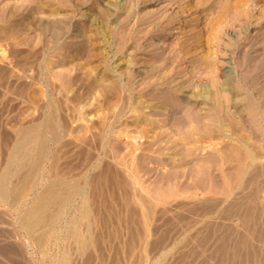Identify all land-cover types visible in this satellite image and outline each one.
I'll list each match as a JSON object with an SVG mask.
<instances>
[{
  "label": "rangeland",
  "instance_id": "rangeland-1",
  "mask_svg": "<svg viewBox=\"0 0 264 264\" xmlns=\"http://www.w3.org/2000/svg\"><path fill=\"white\" fill-rule=\"evenodd\" d=\"M60 1L63 4L57 7L58 1L52 0L49 9L54 14L47 17L37 3L30 2L29 6L21 0H0V164L14 130L38 119L48 101H58L59 108L62 107L58 113L70 127L69 134L54 146L62 164L64 159V162H78L90 153L93 158L98 157L97 161L115 166L114 169L127 165L124 170L119 169L127 183L122 187L114 182V188L105 178L107 191L100 188L101 183H98L100 186L91 183L95 189L88 201L91 200L89 206L94 219L90 242L85 248H74L76 245L67 233L70 219L77 215L78 198L45 234L38 228L28 230L22 219L24 208L30 203L29 195L17 201L0 197V264H58V259L63 258L64 264H264V69L254 86L253 82H246L248 85L237 81L240 72L245 71L239 66L244 54L253 57L252 63L264 58V0H247L227 15L218 14L222 2L181 12L177 4H168L166 0L140 3L122 0L118 6L109 5L105 0ZM243 11L249 16L247 21L231 17ZM199 12L196 20L195 13ZM175 13L180 17L176 16L167 27L166 16ZM56 17L63 25V37L45 49L37 84L27 83L25 90H18L17 84L25 77L21 78L17 60H24L44 45L48 37L45 22ZM92 18L105 22V33L101 35L104 30L97 29ZM75 31L80 37L74 39ZM194 31L202 34L200 42L190 39ZM178 39L188 42L183 51H174ZM153 65L159 66L157 76H167L171 83L181 84L177 95L168 96L166 106L160 103L165 100V82H155V86L146 83L152 80L149 77ZM225 80L230 81V88L225 89L221 102L183 98L189 95V83L206 84L211 89L214 82L221 85ZM6 85L9 91L5 93ZM147 86L151 87L150 93L146 92ZM211 90L212 96H221ZM246 99L255 100L257 106H252V110ZM139 100L146 102L140 105L142 108L132 110L131 103ZM146 103L155 106L143 107ZM172 104L180 106L174 109ZM188 106L205 122L209 119L211 123L214 117L224 119L223 128L210 131L211 134L207 131L201 144H180L181 134L169 127L176 117L187 113ZM215 107L219 108L216 113L212 109ZM145 120L155 126L160 124L165 130L163 134L166 133L163 137H171L179 144L168 148L163 143L162 147L154 144L149 149L146 140L152 137H143L141 129L147 126ZM137 121H141L140 126ZM102 127L111 129L106 146L109 154L104 158L97 142ZM116 133L119 137H113ZM241 142H246L247 148L241 147ZM247 149L252 151L251 159ZM208 158L211 163L215 159L214 164ZM201 159H208L209 165L207 161L205 166L197 164ZM96 170L98 173L99 169ZM93 173L97 178V173ZM94 177L93 182H100ZM172 177L175 178L171 180ZM70 245L73 246L70 248Z\"/></svg>",
  "mask_w": 264,
  "mask_h": 264
},
{
  "label": "bare ground",
  "instance_id": "bare-ground-1",
  "mask_svg": "<svg viewBox=\"0 0 264 264\" xmlns=\"http://www.w3.org/2000/svg\"><path fill=\"white\" fill-rule=\"evenodd\" d=\"M24 2L25 4L28 3L29 6H31L29 3L33 2V3H37L38 8H41V10L43 9L45 11V13H47V17H50L51 15H53V11H51L49 9V6L52 4V0H21V2ZM58 3L62 2L60 0H57ZM66 1V0H65ZM107 4L109 5H122V3H120L122 0H119L118 2H114V0H105ZM129 1V0H127ZM142 1H153V0H136L137 3H140ZM168 4H177L178 7L181 8V12H185L191 8H196L198 6L200 7H207V5H212V4H217V3H223L222 10L218 11V14H220L219 12H221V14H228V12L232 10V8H234L235 6L246 2L247 0H166ZM18 2V1H17ZM27 2V3H26ZM131 2V0H130ZM56 3V2H55ZM103 3V1H102ZM221 3V4H222ZM19 4V3H18ZM61 4L63 3H59L57 7H59ZM104 4V3H103ZM24 5V4H23ZM56 5V4H55ZM6 6V5H5ZM10 6V5H9ZM16 6V5H15ZM14 6V7H15ZM19 7L22 5H18ZM2 7V6H1ZM10 8V7H7ZM18 8V7H17ZM22 8V7H21ZM103 8V7H102ZM5 9V8H4ZM16 9V8H15ZM26 9V8H25ZM32 9V8H31ZM104 9V8H103ZM206 9V8H205ZM42 10V11H43ZM197 10V9H196ZM201 10L203 11V8H201ZM14 12V9L12 10ZM18 11V10H17ZM26 11V10H25ZM40 11V10H39ZM3 12V11H2ZM11 13V12H10ZM17 13V12H16ZM40 13V12H39ZM205 13V12H204ZM234 13V12H232ZM237 13V12H235ZM235 16H231L233 14H231V17H234L235 20L238 19L240 21H247L248 20V15L246 14V12H240L235 14ZM199 13H195V19L197 20L199 17ZM23 15V14H22ZM60 15V14H59ZM2 16V15H1ZM89 15H85V17H88ZM176 13L172 14V15H167L165 18V25L171 26V22L174 21V19L176 18ZM12 17V16H11ZM64 17V16H63ZM180 17V16H179ZM177 16V18H179ZM222 18V16H220ZM218 18V16H217ZM224 18V17H223ZM230 18V17H229ZM1 19V18H0ZM6 18H4L5 20ZM25 19V18H24ZM31 19V18H30ZM33 19V18H32ZM44 19V18H43ZM96 18H92L90 19L92 22L96 23V28L97 29H101L104 30L105 29V22H103L102 20H95ZM141 19V18H140ZM216 19V16H215ZM219 19V18H218ZM137 20V19H136ZM135 20V21H136ZM233 20V19H232ZM188 21V20H187ZM216 21V20H215ZM214 21V22H215ZM8 22V21H7ZM13 22V21H12ZM66 22V21H65ZM2 23V22H0ZM173 23V22H172ZM4 24V23H3ZM11 24V23H10ZM64 24V23H63ZM69 24V23H68ZM157 25V23H156ZM163 25V24H162ZM161 25V26H162ZM10 26V25H8ZM29 26V25H28ZM45 30L46 33L48 35L46 41H44V45L39 48L38 50L36 49V51L34 53H30V55H27L26 58H24V60H17V64L19 66L20 71L22 72L21 74V78L25 77V79H22V81L17 84V88H19L18 90H25V88L27 87V85L30 83H35L38 78H41V75H38V71H40V67L42 65V60H43V54L45 49L56 45L54 44L55 42H57V40H59L61 37H63L64 34V29L62 28L59 19L56 18H52L49 19L45 22ZM215 26V25H214ZM30 27V26H29ZM65 27V26H64ZM78 27V26H77ZM154 27V25H153ZM218 28V27H217ZM12 29V28H10ZM17 29V28H16ZM78 29V28H77ZM166 29V28H165ZM211 29V28H210ZM213 29V28H212ZM23 30V29H22ZM192 30V29H191ZM194 30V29H193ZM27 31V28H26ZM41 31V30H40ZM78 31V30H77ZM75 31L73 33V37L74 39L77 37H80V34ZM106 30L101 31V35L103 33H105ZM216 31V30H215ZM209 32V31H208ZM15 33V32H14ZM83 33V32H82ZM93 33V32H92ZM12 34V33H10ZM9 34V35H10ZM100 34V33H99ZM93 35V34H92ZM202 35V34H201ZM200 33L198 34L197 32H193L190 39L194 38L195 41L200 42L202 39ZM208 35V34H207ZM84 36V35H83ZM210 36V35H209ZM19 38V37H18ZM85 38V37H84ZM107 38V36H106ZM17 39V38H16ZM25 39V38H24ZM185 39V38H184ZM213 39V38H212ZM193 40V41H194ZM43 41V40H42ZM60 41V40H59ZM92 41V40H91ZM194 41V42H195ZM13 42V41H12ZM18 42V41H17ZM73 42V41H72ZM77 42V41H76ZM79 42V40H78ZM93 42V41H92ZM208 42V41H207ZM15 43V42H14ZM13 43V44H14ZM24 43V42H23ZM43 43V42H42ZM202 43V42H201ZM12 44V43H11ZM64 44V43H63ZM186 44H188V42L185 40H179L178 42L175 43V45H177V48L174 49V51L179 50V51H183ZM24 45V44H23ZM81 45V44H80ZM41 46V44L39 45ZM38 46V47H39ZM60 46V45H59ZM58 46V49H59ZM196 46V45H195ZM198 46V45H197ZM14 47V46H12ZM21 47V46H20ZM61 47V46H60ZM138 47V46H137ZM23 48V47H22ZM75 48V47H73ZM174 48V47H173ZM25 49V48H23ZM34 49V48H33ZM12 50V49H11ZM29 50V49H28ZM54 50V49H53ZM14 51V49H13ZM32 51V50H30ZM48 51V50H47ZM51 51V50H50ZM26 52V51H25ZM28 52V51H27ZM33 52V51H32ZM24 53V52H21ZM12 54V53H11ZM47 54V53H46ZM16 55V54H15ZM22 55V54H21ZM173 56V55H172ZM171 56V57H172ZM13 57V56H12ZM17 57V56H16ZM25 57V56H24ZM46 57V56H45ZM15 58V57H14ZM174 59H176L175 57H173ZM178 58V57H177ZM255 58V57H254ZM257 58V57H256ZM12 59V58H10ZM20 59V58H18ZM123 60V59H122ZM178 61V60H177ZM253 61V57L251 55H249L248 53L244 54V59L242 60V62L240 63V67L242 69H245V71L242 73L240 72L239 76L237 77V81L238 84H248L246 82H253L252 86H254V81L256 80L257 76L259 75V72L262 71L264 69V58H262L261 60L256 61L255 63H252ZM128 62V61H127ZM204 62V59H203ZM165 63V62H164ZM200 63V62H199ZM10 64V63H9ZM16 64V63H15ZM166 64V63H165ZM176 65V64H175ZM45 65H43L42 67L44 68ZM116 66V65H115ZM113 66V68L115 67ZM200 67L202 66V62L199 64ZM12 67V65H11ZM17 67V66H16ZM159 66H152L151 71H153L149 77V79H152L150 81H146L147 84L153 85L155 86V82H165V89L167 91H165L164 93V101H161V106H166L167 105V98L169 97H173L174 95H177L176 91H180L179 87L180 85H177L176 83H171L173 81L167 80L166 77L161 78L160 75H156V68ZM164 67V66H163ZM18 68V67H17ZM8 69V68H7ZM199 69V68H198ZM12 70V69H11ZM14 70V69H13ZM18 70V69H17ZM43 70V69H42ZM160 70V69H159ZM159 70H157L158 72H160ZM10 71V69L8 70ZM19 71V70H18ZM17 71V72H18ZM149 71V70H148ZM150 71V72H151ZM175 71V70H174ZM167 72V71H166ZM7 75V72H5ZM3 71V74H5ZM11 73V72H10ZM20 76V73H18ZM145 74V73H144ZM149 74V73H148ZM158 74V73H157ZM5 75V76H6ZM147 75V74H146ZM2 76V75H1ZM17 76V77H18ZM38 77V78H37ZM93 77V76H92ZM3 78V77H2ZM12 78V77H11ZM20 78V77H19ZM18 78V79H19ZM17 79V78H16ZM15 79V80H16ZM91 79V78H90ZM164 79V80H163ZM25 80V81H24ZM29 80V82H27ZM41 80V79H40ZM48 80V79H47ZM92 80V79H91ZM101 80V79H99ZM129 80V79H128ZM173 80V79H172ZM230 80V79H228ZM7 81V79H6ZM236 81V82H237ZM4 82V81H3ZM10 82V81H9ZM15 82V81H14ZM154 82V83H153ZM1 83V82H0ZM28 83V84H27ZM129 83V82H128ZM250 83L248 85H250ZM3 84V83H2ZM5 84V83H4ZM37 84V83H35ZM40 84V83H39ZM44 84V83H43ZM104 84V83H103ZM160 84V83H158ZM12 85V84H11ZM10 85V86H11ZM127 85V84H126ZM125 85V86H126ZM146 85V84H145ZM161 85V84H160ZM190 85V86H189ZM237 85V84H236ZM5 86V85H4ZM14 84L11 86V88L13 87ZM147 86V87H149ZM153 86V87H154ZM188 86L190 87L189 89V95H184L183 98L187 99V100H195V101H206L209 99H214L217 101L223 100V98L225 97V89L229 90L230 88V81H224V83L222 82V84H216L215 82L212 84L213 87H211V89L213 88L214 91H216V95L217 93L221 96H212V90L208 88V86L206 84H195V83H189ZM127 87V86H126ZM145 87V86H144ZM239 87V86H238ZM249 87V86H248ZM1 88V86H0ZM16 88V87H15ZM29 88V87H28ZM53 88V87H52ZM128 88V87H127ZM158 87H156L155 89H157ZM5 89V93L7 91H9V85L6 87H4ZM148 90L146 91L147 93L151 92V87L147 88ZM3 90V89H1ZM11 90V89H10ZM52 90V89H51ZM158 90V89H157ZM13 91V90H12ZM128 91V90H126ZM144 91V90H142ZM229 92V91H228ZM183 93V92H182ZM228 94V93H227ZM27 95V94H26ZM128 95V94H127ZM155 97L157 98V93L154 94ZM53 96V95H52ZM55 96V95H54ZM124 96V95H123ZM224 96V97H223ZM227 96V95H226ZM20 97V96H19ZM223 97V98H221ZM154 99V98H153ZM152 99V100H153ZM226 99V98H225ZM254 99V98H253ZM55 100V99H54ZM129 100V99H128ZM151 100V99H150ZM155 100V99H154ZM186 100V101H187ZM248 100V99H246ZM252 100V99H251ZM145 101V100H144ZM143 101V102H144ZM185 101V100H184ZM210 101V100H209ZM236 101V100H235ZM234 101V102H235ZM46 102V101H45ZM58 102V101H57ZM54 102V101H48V104H46V106L44 109L41 108L40 111V116L38 119L30 122L27 125L24 126H19L18 128H16L14 130V137L12 138V141H10V146L9 148H7V152H5L6 154H4V158H3V162L2 165L0 167V197L3 199H9L12 201H17L19 200L22 196H27L29 195L30 198V203L29 205H27L24 209L23 212V216L22 219L24 221V223L27 225L28 230L32 231L34 229H41V231H44L45 234H48L55 226L56 220L58 218L59 215L65 214L68 209L71 208V206L73 205L75 199L79 200L77 202V207H76V212L77 215L71 220V222L69 223V227L67 229V233L69 234V237L72 238L73 240V245H76V247L74 248H85V246H87V244H89L88 242H90L89 240V235L91 233V223L93 219L91 218L92 216V212H91V207L89 206V195L90 192H92V190L94 191V187L92 188L91 183H94V185H97L98 183H101L103 186L102 189H104L103 191H107L109 190L108 185H106V181L105 178H107V182L108 180H110V185L114 187L115 183H120V185L123 187L124 184L127 183V181L125 180V178L121 175V172L119 171V169H123L127 167L124 166L125 164H123L122 162H119L120 165H122L124 168H115V166L113 164H111L112 166H114L113 168L107 164V162L105 163V161H97V158H93L94 156H92L90 153H86V156H82L83 158H81L82 160L78 161V162H71V161H67L64 162L63 160V164L60 161V158L58 156V154L55 152L54 146H56V144L62 139L63 136H65L68 132V127L69 125L67 124V121L65 120V118L59 114L58 110L61 109L59 108L61 105L60 102ZM128 102V101H127ZM146 102V101H145ZM144 102V103H145ZM215 102V103H216ZM247 102H250L249 100ZM60 103V104H59ZM131 103V101H130ZM142 103V100L136 102V103H131V107L132 110H136V109H140L142 108L140 105L144 104ZM185 103V102H184ZM227 103V102H226ZM256 101L254 100L250 102V106L252 108L256 107L257 105H255ZM44 104V105H45ZM126 104V103H125ZM182 104V103H181ZM188 104V102H187ZM209 104V103H208ZM219 104V103H218ZM173 108H179L180 105H175L172 104ZM175 105V106H174ZM191 105V104H190ZM216 105V104H214ZM41 106V105H40ZM144 106H148V107H153L155 106L154 104H150V103H146V105ZM171 106V105H170ZM194 106V105H192ZM210 106V105H209ZM213 106V105H212ZM249 106V105H248ZM247 106V107H248ZM249 106V108H250ZM79 108V107H78ZM129 108V107H128ZM252 108V110H253ZM114 109V108H113ZM211 109V107H210ZM213 111L216 113L217 110L215 108H212ZM77 110V109H76ZM207 110V109H206ZM119 111V110H118ZM220 111V110H219ZM61 112V111H60ZM78 112V110H77ZM121 112V110L119 111ZM63 113V112H62ZM252 113V112H251ZM75 114V113H74ZM78 114V113H77ZM81 114V113H80ZM119 114V113H118ZM140 114V113H139ZM198 113L193 112V110L188 106L187 108V113L185 115H181L179 117H176L172 122H171V130H175L176 132L181 134V137H178V140H180V144L186 143L187 144H191V145H195V142H201L204 139V136L206 135L207 131H209L208 133H212L210 131H215L217 129H219L220 127L223 126L222 121L224 120H220L218 117L217 118H212L215 119V123H212L213 120L211 119V123L208 122L209 119H207V122H205L206 120L203 119L201 116L197 115ZM213 114V113H212ZM68 115V114H66ZM71 115V114H70ZM79 115V114H78ZM113 115V114H112ZM117 114H114V116L116 117ZM216 115V114H214ZM72 116V115H71ZM80 116V115H79ZM84 116V115H83ZM119 116V115H118ZM253 116V115H252ZM66 117V116H65ZM73 117V116H72ZM82 119H84L82 117V114L80 116ZM113 117V116H112ZM75 119V118H74ZM222 119V118H221ZM252 119V118H251ZM254 119V116H253ZM263 119V118H262ZM110 120V119H109ZM117 120V119H116ZM205 120V121H204ZM146 121V120H145ZM159 121V119L157 120V122ZM88 122V121H87ZM110 122V121H108ZM140 122L141 121H137L136 124L138 126H140ZM224 122V121H223ZM108 124V123H107ZM145 125H143V127L141 128L143 131V137H152L150 140H146V146L150 149L153 148L154 144H157L158 146L161 145V143H163V145H165L166 147L168 145H177L179 144L176 143L177 140L171 139V137L165 136L163 134L165 132V130H162V127L159 125H153V122H145ZM222 124V125H221ZM68 125V126H67ZM90 128L91 125L88 124ZM95 125V124H94ZM213 126L212 127H210ZM93 126V125H92ZM106 126V125H104ZM110 127V126H109ZM112 127V126H111ZM97 128V127H96ZM103 130L101 132V134H99V138L97 139V142H99V147H100V151L103 153V158L104 155L109 154L108 150L106 149V146L108 145V139H109V135L111 134V129L109 130L108 128L102 127ZM215 128V129H214ZM223 128V127H222ZM95 129V128H94ZM100 129V128H99ZM209 129V130H208ZM98 130V129H97ZM13 131V130H12ZM220 131V130H219ZM222 131V130H221ZM217 132V131H216ZM99 133V131L97 132ZM119 133V132H118ZM116 133V135H113V137L118 136L119 134ZM215 133V132H214ZM13 134V133H12ZM69 134V133H68ZM177 134V133H176ZM122 135V134H121ZM120 135V136H121ZM124 135V133H123ZM4 136V135H3ZM126 136V135H125ZM5 137V136H4ZM130 137V136H129ZM145 137V138H146ZM96 138V137H94ZM175 138V137H174ZM177 139V138H175ZM68 140V139H67ZM99 140V141H98ZM4 141V140H3ZM7 141V140H6ZM73 141V140H72ZM184 141V142H183ZM69 143V142H68ZM242 143V142H241ZM246 142L239 144L241 147H245L247 148V144H245ZM67 144V143H66ZM111 144V143H110ZM232 144V143H231ZM5 145V144H4ZM141 145V143H140ZM143 145V144H142ZM145 145V143H144ZM184 145V146H185ZM190 145V146H191ZM198 145V144H196ZM66 146V145H65ZM96 146V145H95ZM132 146V145H131ZM156 146V145H155ZM57 147V146H56ZM90 147V146H89ZM92 147V146H91ZM90 147V148H91ZM133 147V146H132ZM139 147V145H138ZM142 148H144V146H141ZM159 147H162L159 146ZM158 147V149H159ZM169 147V146H168ZM167 147V148H168ZM5 148V147H4ZM157 148V146L155 147ZM154 148V149H155ZM171 148V147H170ZM174 148V147H173ZM188 148V146H187ZM191 148V147H190ZM89 149V148H88ZM95 149V148H94ZM136 149V148H135ZM134 149V150H135ZM164 149V147H163ZM166 149V148H165ZM186 149V147H185ZM184 149V150H185ZM189 149V148H188ZM2 150V149H1ZM60 150V149H57ZM66 150V149H65ZM147 150V149H146ZM178 150V149H177ZM246 150V149H245ZM80 151V150H79ZM89 150H87L88 152ZM75 152V151H73ZM84 152V151H83ZM90 152V151H89ZM160 152V150H159ZM249 158L251 159L253 154L252 151L247 149ZM2 153V152H1ZM4 153V152H3ZM2 153V154H3ZM76 153V152H75ZM84 153V154H85ZM113 153V152H112ZM111 153V154H112ZM132 153V152H131ZM182 153V152H181ZM180 153V154H181ZM217 153V152H216ZM73 154V153H72ZM79 154V153H78ZM95 154V153H94ZM158 154V153H157ZM184 154V153H183ZM182 154V155H183ZM97 155V154H96ZM177 155V154H176ZM185 155V154H184ZM183 155V156H184ZM188 155V154H187ZM215 155V154H214ZM213 155V156H214ZM218 155V154H217ZM241 155V154H240ZM239 155L240 159L241 156ZM67 156V155H66ZM101 156V157H102ZM125 156V155H124ZM159 156V155H158ZM73 157V156H71ZM69 159H72V158ZM78 157V156H77ZM108 157V156H107ZM106 157V158H107ZM127 157V156H126ZM179 157V156H178ZM182 156H180L179 158H181ZM238 157V158H239ZM66 158V157H65ZM75 158V157H74ZM79 158V159H80ZM115 158V157H114ZM186 158V156H185ZM191 158V157H190ZM221 158V157H220ZM226 158V157H223ZM63 159V158H62ZM76 159V158H75ZM112 159V158H110ZM124 159V158H123ZM129 159V158H128ZM131 159V158H130ZM209 159V158H208ZM208 159L203 160L201 159L200 161L196 162L197 164H199L200 166H205V162H208ZM219 159V157H218ZM107 160V159H106ZM114 160V159H112ZM185 160V159H184ZM212 160V159H211ZM215 160V159H214ZM213 160V161H214ZM221 160V159H220ZM66 161V160H65ZM125 162H128L127 160H123ZM132 161V159H131ZM129 161V162H131ZM186 161V160H185ZM212 161V163L209 162L211 164H214V162ZM217 161V160H216ZM133 162V161H132ZM131 162V163H132ZM183 162V161H182ZM208 162V165H209ZM109 163V162H108ZM141 163V162H140ZM222 162H220L221 164ZM133 164H135L133 162ZM143 164V163H142ZM210 164V165H211ZM216 164V163H215ZM218 164H219V160H218ZM131 165V164H130ZM222 165V164H221ZM137 166V165H136ZM191 166V165H190ZM189 166V167H190ZM249 166V165H248ZM100 167V168H99ZM129 167V164H128ZM198 167V166H197ZM210 167V166H209ZM221 167V166H220ZM98 168V173L97 170L95 171V169ZM134 168V167H132ZM140 168V167H139ZM193 168V167H192ZM76 169H79L80 171L78 172V170L76 171ZM118 169V170H117ZM129 169V168H127ZM138 169V167H137ZM136 169V170H137ZM142 169V167H141ZM195 169V168H194ZM204 169V168H203ZM206 169V167H205ZM74 170L76 172H74ZM130 170V169H129ZM135 170V169H134ZM144 170V169H143ZM148 170V169H147ZM179 170V169H177ZM197 170V168H196ZM194 170V173H196ZM219 170V169H216ZM138 171V170H137ZM193 171V170H192ZM201 173L202 170H197V172ZM74 172V173H73ZM97 173L96 176H98L97 178L94 177V173ZM124 172V171H123ZM177 171L175 170V173ZM179 172V171H178ZM131 173V172H130ZM129 173V175H130ZM134 173V172H132ZM183 174V171L181 172ZM170 174V173H169ZM180 174V173H179ZM186 174V173H185ZM198 174V173H197ZM207 174L204 173V175ZM210 175H212L211 173H209ZM224 175V173H222ZM128 175V176H129ZM137 175V174H136ZM168 175V174H166ZM177 177V173L175 174ZM203 175V174H202ZM199 176V179L200 177ZM209 175V176H210ZM174 176V175H173ZM207 176V177H209ZM220 176V175H219ZM93 177L94 179H99L100 182H93ZM139 177V176H138ZM164 177V176H163ZM170 177V176H168ZM181 177V176H179ZM205 177V176H204ZM212 177V176H210ZM161 178V177H160ZM167 178V177H165ZM175 178V177H174ZM173 177L171 178V180L174 179ZM178 178V177H177ZM132 179V178H131ZM179 179V178H178ZM204 179V178H203ZM202 179V181H203ZM209 179V178H208ZM214 178H212L213 180ZM98 180V181H99ZM170 180V179H169ZM206 180V177H205ZM136 181V178L135 180ZM178 181V180H177ZM201 181V180H200ZM115 182V183H114ZM161 182V181H160ZM96 183V184H95ZM114 186H113V184ZM120 187V186H118ZM126 187V186H125ZM98 188V187H96ZM115 188V187H114ZM129 188V187H128ZM113 189V188H110ZM137 189V188H136ZM97 191V190H96ZM127 192V191H126ZM118 195V194H117ZM129 195V194H128ZM94 196V195H93ZM92 197V196H91ZM126 197V196H125ZM257 198V197H255ZM105 199V198H104ZM108 199V198H107ZM114 199V198H113ZM123 200V198H122ZM93 201V199H92ZM119 201V200H118ZM97 202V201H96ZM125 202V201H124ZM128 202V201H127ZM93 203V202H92ZM123 203V202H122ZM120 205V204H119ZM118 205V206H119ZM133 205V204H131ZM116 206V205H115ZM114 206V208H115ZM126 206V205H125ZM120 207V206H119ZM105 208V207H104ZM107 208V207H106ZM109 208V207H108ZM118 208V207H117ZM119 209V208H118ZM261 209V207H260ZM115 210V209H114ZM122 210V209H121ZM251 210V209H250ZM259 210V209H258ZM75 212V211H74ZM96 212V211H95ZM110 212V211H109ZM116 212V211H115ZM103 213V212H102ZM240 213V212H239ZM250 213V212H249ZM75 214V213H74ZM251 214V213H250ZM95 215V214H94ZM103 215V214H102ZM108 215V214H106ZM251 216V215H250ZM101 217V215H100ZM254 217V216H253ZM120 218V217H118ZM105 219V218H104ZM103 219V220H104ZM247 219V218H246ZM245 219V220H246ZM113 220V219H112ZM242 220V217H241ZM240 220V222H241ZM97 221V220H96ZM123 221V219H122ZM104 221H102L103 224ZM109 222V221H108ZM245 222V221H244ZM93 224V223H92ZM97 224V223H96ZM243 224V223H242ZM255 224V223H254ZM111 225V224H110ZM68 226V225H67ZM93 226V225H92ZM243 226V225H242ZM95 229V228H94ZM249 229V228H248ZM251 230V229H250ZM66 231V230H65ZM250 232V231H249ZM66 233V236H67ZM241 233V232H240ZM249 234V233H248ZM239 235V233H238ZM256 236V235H255ZM243 238V237H241ZM68 239V238H67ZM264 239V238H263ZM69 240V239H68ZM71 240V241H72ZM255 240V239H254ZM70 241V242H71ZM256 242V241H255ZM72 243V242H71ZM70 243V244H71ZM241 243V242H240ZM248 243V242H247ZM253 244V243H252ZM70 245V248L71 246ZM249 246V245H248ZM255 246V245H254ZM69 248V247H68ZM255 250V249H254ZM67 251V250H66ZM73 251V250H72ZM256 251V250H255ZM264 255V254H263ZM64 257V256H63ZM61 258V257H60ZM263 258V257H262ZM261 258V259H262ZM254 260V259H253ZM256 260V259H255ZM58 264H64L66 261L63 259H58ZM257 262V261H256ZM259 262V261H258ZM264 262V260H263ZM254 263V262H253Z\"/></svg>",
  "mask_w": 264,
  "mask_h": 264
}]
</instances>
